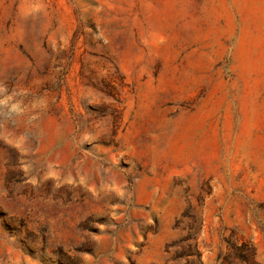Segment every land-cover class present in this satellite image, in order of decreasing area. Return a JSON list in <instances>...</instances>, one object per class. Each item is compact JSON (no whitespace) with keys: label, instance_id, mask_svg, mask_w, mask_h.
<instances>
[{"label":"rangeland","instance_id":"obj_1","mask_svg":"<svg viewBox=\"0 0 264 264\" xmlns=\"http://www.w3.org/2000/svg\"><path fill=\"white\" fill-rule=\"evenodd\" d=\"M0 264H264V0H0Z\"/></svg>","mask_w":264,"mask_h":264}]
</instances>
